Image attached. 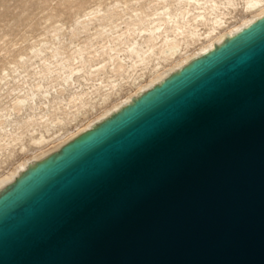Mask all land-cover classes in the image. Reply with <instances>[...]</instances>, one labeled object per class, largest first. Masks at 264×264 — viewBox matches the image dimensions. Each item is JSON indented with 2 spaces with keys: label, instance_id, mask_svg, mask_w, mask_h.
Returning a JSON list of instances; mask_svg holds the SVG:
<instances>
[{
  "label": "water",
  "instance_id": "water-1",
  "mask_svg": "<svg viewBox=\"0 0 264 264\" xmlns=\"http://www.w3.org/2000/svg\"><path fill=\"white\" fill-rule=\"evenodd\" d=\"M0 264H264V15L1 191Z\"/></svg>",
  "mask_w": 264,
  "mask_h": 264
},
{
  "label": "bare ground",
  "instance_id": "bare-ground-1",
  "mask_svg": "<svg viewBox=\"0 0 264 264\" xmlns=\"http://www.w3.org/2000/svg\"><path fill=\"white\" fill-rule=\"evenodd\" d=\"M157 1H162L163 6L154 10L150 5L155 0H151L146 8L154 13L150 14L145 9H134L133 15L129 17L141 18L142 24L146 23L148 28H136L138 25L134 22H125L127 30L117 32L113 29L119 25L98 24L100 12L97 10L79 17L75 25L79 26L83 33L95 30L94 36L102 38V42H107L98 52L99 55L103 50L109 52L106 64L94 66L92 83L90 70L85 72L83 65L68 71L64 81L68 83L71 80L70 86H74V96L70 99L72 105H68L70 113L66 114L65 108L58 112L64 113L62 118L65 119L52 120L48 119V113L35 114L27 121L26 137L24 134L14 136L6 133L8 118L12 113L29 107L30 99L35 95L34 90H31V94L27 92L18 95L9 110H0V131L3 132L0 136V158L6 157L0 159V192L28 167L56 152L77 135L96 126L191 60L220 45L225 38L233 36L264 15V0ZM120 7L121 2H117L113 9ZM126 15L125 9L114 13L112 19L115 20L111 24ZM136 30L137 37L129 40V37L136 34ZM59 50L60 48L53 49L50 58L57 57ZM86 50L79 47L74 53V61L78 62L77 59L83 57ZM44 52L43 49L34 51L35 57L41 58L38 61H43L38 68L44 67L48 72L52 65L58 72L66 69L64 61L51 63ZM8 72L7 68L3 70L4 74L9 75ZM80 79L89 84L87 89L90 92L81 93L84 85ZM23 84H26V81ZM36 88L40 91L42 86L38 85ZM29 114L28 112L26 116ZM26 116L20 119L22 125L26 123ZM37 116L39 118L35 119ZM5 151H8V154Z\"/></svg>",
  "mask_w": 264,
  "mask_h": 264
},
{
  "label": "rangeland",
  "instance_id": "rangeland-1",
  "mask_svg": "<svg viewBox=\"0 0 264 264\" xmlns=\"http://www.w3.org/2000/svg\"><path fill=\"white\" fill-rule=\"evenodd\" d=\"M167 1L172 2V0ZM117 2H121V7L114 10L113 6ZM150 2L151 0H0V110H9L18 95L27 92L31 94V90H34L35 94L30 99L29 107L12 113V116L8 118L9 123L5 132L14 136L24 134L26 137L27 121L31 115L35 114L48 113V119H65L62 118L64 113L58 114V112L65 108L66 114L70 113L71 109H68L70 108L68 105H72L70 99L74 96V86H70L71 80L68 83L64 81L68 71L83 65L84 71L90 70V76H92L95 74L92 72L95 65L101 66L107 63L109 50L101 51L100 55L98 53L107 42H102V38L94 36L95 30L87 34L83 33L80 27L75 25L79 17L97 10L100 12L98 24L119 25L118 28L113 29L117 32L122 33L127 30L125 22H134L138 25L136 28H148L146 23L142 24L141 18L134 16L130 19L129 17L133 15L134 9H145L150 14L154 13L146 9ZM162 6L163 2L157 0L150 5L154 10ZM123 9L127 15L111 24L115 20L112 19L114 13ZM56 34H58L57 37ZM137 35L138 30L136 34L129 37V40ZM106 46L109 47V44ZM79 47L87 49L83 57L77 59L80 63L73 59ZM55 48H60L59 55L50 58ZM35 49H43L44 55H47L51 63L64 61L66 69L58 72V69L52 65L51 70L49 69L52 72L50 73L44 67L38 68L43 61L39 62L41 58L35 57ZM22 56H24L23 59ZM6 68L9 70V75L3 73ZM39 71H42L41 74H38ZM93 76L91 83L94 80ZM24 81L26 84H23ZM80 81L84 85L81 93L90 92L87 89L89 84L83 79ZM38 85L42 86L40 91L36 88ZM28 112L30 114L26 116ZM23 116H26L27 120L22 125L20 119H23ZM38 118L39 116L35 119ZM1 135H3L2 131H0ZM5 152L8 154V151ZM0 159H6V157Z\"/></svg>",
  "mask_w": 264,
  "mask_h": 264
}]
</instances>
